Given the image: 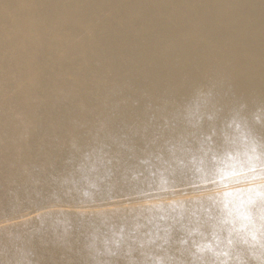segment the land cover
I'll use <instances>...</instances> for the list:
<instances>
[{
  "label": "bare ground",
  "instance_id": "bare-ground-1",
  "mask_svg": "<svg viewBox=\"0 0 264 264\" xmlns=\"http://www.w3.org/2000/svg\"><path fill=\"white\" fill-rule=\"evenodd\" d=\"M237 122L264 144V0H0V264H95L197 207L220 178L174 161Z\"/></svg>",
  "mask_w": 264,
  "mask_h": 264
},
{
  "label": "clouds",
  "instance_id": "clouds-1",
  "mask_svg": "<svg viewBox=\"0 0 264 264\" xmlns=\"http://www.w3.org/2000/svg\"><path fill=\"white\" fill-rule=\"evenodd\" d=\"M231 127L233 143L215 148L208 142L197 154L174 161L201 178H220L197 199V207L183 201L150 204L142 212L152 230L141 232L145 225L136 224L129 233L112 231L103 251L90 246L95 264H110L100 256L121 255L125 264H264V144L243 123ZM169 170L171 165L159 173L161 184ZM178 219L186 221L184 235L174 239L172 224Z\"/></svg>",
  "mask_w": 264,
  "mask_h": 264
}]
</instances>
